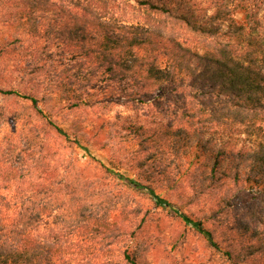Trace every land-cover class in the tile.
Here are the masks:
<instances>
[{"label":"trees","instance_id":"obj_1","mask_svg":"<svg viewBox=\"0 0 264 264\" xmlns=\"http://www.w3.org/2000/svg\"><path fill=\"white\" fill-rule=\"evenodd\" d=\"M139 4L148 15L144 25L121 21L108 0H0V10L9 9L1 24L22 29L36 40L47 39L43 48L38 45L39 55L54 58L53 46L59 48L57 56L61 59L72 52L67 58L69 66L61 75L54 74L47 83L45 97L0 87L3 101H17L29 113L23 117V113L12 112L11 118L16 124L24 125L35 120L45 121L41 132L50 129L70 140L69 133L53 121L57 114L64 117L63 106L54 104L55 92L60 94L57 103L66 104L69 111L94 106L96 90L102 87L110 93L107 96L111 101L126 99L146 103L157 94L181 89L189 90L196 98L209 96L220 104L209 113L210 121L227 129L240 126L242 133L260 140L253 150L243 148L234 158L240 164L250 163L252 175L248 182L257 196L255 201L264 202V15L260 18L258 9L251 11L247 6L238 9L236 0H210L213 22L208 25L192 13L180 11V5L169 7L164 0H140ZM237 12L242 17L237 18ZM164 18L176 21L200 38L202 47L194 50L187 41L173 38L168 40L171 45L166 44L161 32L164 25L159 23ZM214 21L228 25L230 40H218L221 27L214 26ZM45 67L37 64L31 73L45 72ZM189 111L183 118L187 117L186 125L193 127L194 115ZM7 117L1 105L0 122ZM72 129L75 144L81 146L82 130L78 126ZM185 133L180 129L176 136L182 137ZM28 142L18 151V146L7 139L8 147L0 148V264H53L55 255L60 254V249L74 234L110 244L119 239L122 235L110 219L111 209L117 208L118 202L113 197L102 201L96 195L94 183L80 175L71 179L64 176L59 183L53 180L46 184L43 177L34 181L33 169L42 170L45 178H53V171L43 160L34 162L30 158L33 149L41 153L43 143L34 148ZM215 156L210 172L215 180L212 186L220 181L215 175L222 168V151ZM99 164L107 173L125 179L134 191L149 195L156 206L180 218L188 228L203 235L212 247L222 249L203 221L192 219L180 206L156 192L151 175L148 180L125 178L114 168L100 161ZM147 164L143 161L142 168H147ZM235 180H240L239 169ZM227 207L232 208V203H227ZM45 225H50L47 237L39 232ZM241 228L246 237L249 228L244 223ZM35 232L39 233L35 235ZM263 248L260 242L246 244L243 250L248 256H254ZM236 252V249L226 251V256L245 262L248 256L241 259V254ZM148 253L143 243L132 244L124 252L125 264H150Z\"/></svg>","mask_w":264,"mask_h":264},{"label":"rangeland","instance_id":"obj_2","mask_svg":"<svg viewBox=\"0 0 264 264\" xmlns=\"http://www.w3.org/2000/svg\"><path fill=\"white\" fill-rule=\"evenodd\" d=\"M139 1L108 0L121 21L144 25L148 15ZM164 1L171 8L180 5V11L192 13L201 23L210 25L213 22L210 0ZM236 5L238 9L246 6L251 11L258 9L259 17L263 18L264 0H236ZM6 13L8 15L9 9L0 10V21ZM236 17L240 18L242 14L237 12ZM163 20L156 19V23L164 25L161 32L166 37V44L171 45L168 40L173 38L183 43L187 41L189 48L194 50L202 47V40L176 21ZM214 26L221 27L219 41L230 40L227 24L214 21ZM39 39L31 38L22 29L0 23L1 88L20 89L40 98L48 95L47 83L54 74L61 75L69 66L67 58L72 52L65 54L66 59H61L57 56L59 48L53 46L54 58L39 55L36 52L38 45L43 48L47 40ZM37 64H45L47 73L39 70L31 73ZM104 88L96 90L94 106L70 111L66 104L57 103L60 94H53L54 104L64 108V117L57 114L53 121L69 133L70 140L50 129L41 132L45 121L16 124L11 113H23L24 117L28 111L17 101L6 102L0 98V106L8 116L0 122V148L8 147L7 139L18 146V151L24 149L28 141L34 148L40 143L44 145L41 153L38 149L31 150L30 158L34 162L43 160L53 171V178H45L42 170L33 169L34 181L43 177L46 184L53 180L59 183L64 176L71 179V176L80 175L94 183L96 195L102 201L113 197L118 202V207L111 209L110 219L122 235L119 239L110 244L74 234L71 241L60 249V254L55 255L53 264H125L124 252L137 242L149 249L150 264H264V248L254 256H248L243 250L246 244H264V202L255 201L257 196L248 182L252 175L250 163L240 164L234 158L243 148L253 150L260 140L242 133L240 126L227 129L210 121L209 113L220 104L209 96L196 98L189 90L181 89L157 94L146 103L126 99L111 101L108 99L110 93ZM188 109L194 115L193 127L186 125L187 117L183 118ZM72 126L82 130L81 146L74 142L76 137L72 134ZM180 129L186 132L182 137L176 136ZM218 151L223 153L220 158L222 168L215 175L220 181L212 186L215 180L210 172ZM99 161L125 178L148 180L151 175L156 192L180 206L192 219L203 221L222 249H215L180 218L156 206L149 195L134 191L125 179L107 173ZM143 161L148 163L145 169L141 166ZM237 169L240 171L239 181L235 180ZM227 203H232V208H228ZM243 223L249 228L246 237L241 228ZM49 229L50 225H45L39 232L47 237L50 236ZM234 249L241 254V259L248 256L245 262L226 256V251Z\"/></svg>","mask_w":264,"mask_h":264}]
</instances>
